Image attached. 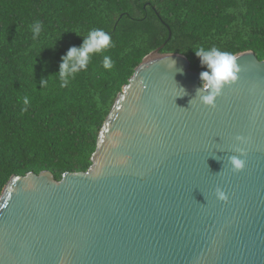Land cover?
Here are the masks:
<instances>
[{
    "label": "water",
    "instance_id": "1",
    "mask_svg": "<svg viewBox=\"0 0 264 264\" xmlns=\"http://www.w3.org/2000/svg\"><path fill=\"white\" fill-rule=\"evenodd\" d=\"M235 56L238 80L215 108L196 99L201 78L187 57H144L87 171L61 180L29 172L6 184L0 264H264V60ZM237 134L251 143L233 173Z\"/></svg>",
    "mask_w": 264,
    "mask_h": 264
},
{
    "label": "trees",
    "instance_id": "2",
    "mask_svg": "<svg viewBox=\"0 0 264 264\" xmlns=\"http://www.w3.org/2000/svg\"><path fill=\"white\" fill-rule=\"evenodd\" d=\"M37 21L42 30L33 39ZM91 28L110 33L114 46L61 86L54 74L61 56L82 43L75 32ZM200 45L251 50L264 60V0H0V196L14 175L47 170L61 180L87 171L100 130L144 57L179 53L200 74L206 66L191 49Z\"/></svg>",
    "mask_w": 264,
    "mask_h": 264
},
{
    "label": "clouds",
    "instance_id": "3",
    "mask_svg": "<svg viewBox=\"0 0 264 264\" xmlns=\"http://www.w3.org/2000/svg\"><path fill=\"white\" fill-rule=\"evenodd\" d=\"M41 30L42 24L37 21L32 28L33 39H37L40 36ZM75 33L83 37L82 43L79 46H71L61 56L59 69L54 73L59 79L61 86L75 79L81 71H86L94 56L114 46L110 33L103 29L91 28L85 35H81L79 32ZM191 49L200 58L201 65L206 66V69L200 73L202 83L197 91L196 99L198 98L199 102L204 106L215 108L216 101L222 96L225 85H231L238 80V73L241 71V66L237 62L238 58L231 52L222 50L214 45L208 47L203 45L194 46ZM174 63L172 61L171 65L173 66ZM103 67L109 70L114 67L113 61L107 55L103 58ZM45 83L46 80L42 78L41 85ZM23 104H29L27 96L23 98ZM234 139L238 143L232 149L233 154L228 157V165H230V171L236 173L246 167L248 158L247 146L251 143V137L237 134ZM214 195L218 201L224 203L229 201L228 194L219 186L214 189ZM60 264H62V261Z\"/></svg>",
    "mask_w": 264,
    "mask_h": 264
}]
</instances>
